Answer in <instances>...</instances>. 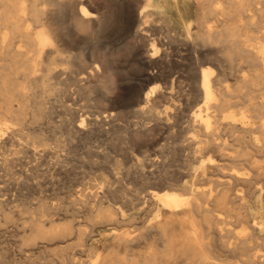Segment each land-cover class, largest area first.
<instances>
[{
  "label": "rangeland",
  "instance_id": "374dc122",
  "mask_svg": "<svg viewBox=\"0 0 264 264\" xmlns=\"http://www.w3.org/2000/svg\"><path fill=\"white\" fill-rule=\"evenodd\" d=\"M90 1L88 0L92 10L96 11L97 17L93 22H89V26V23H85L87 25L80 26V29L73 27L69 15L78 12L77 8L68 11L62 7L56 8L64 16H59L58 10L54 13L53 20L61 25V34H67L66 38L62 36L63 40H66L62 48L64 62L58 61L53 66L62 72L52 74V77L50 76V79L48 78L44 83L32 79L30 80L32 83L18 79L16 82L24 83L23 85L28 88L27 91L25 88L22 94L16 93L17 96L14 94L12 101L4 102L0 97V122L9 131L8 135L0 137V264H69L70 259L82 260L80 261L82 264L88 261L89 264L93 260L100 262L115 255L121 259L126 257L138 260L150 251L161 249V239L153 232V234H145L146 237L140 238L141 240L138 239V243L136 240L135 243L131 242L127 249L117 246V241L114 242V240L121 236L136 239L139 234L138 228L139 231L143 230L144 226L155 219V207L148 198L150 190H170L184 194L181 189L183 184L193 183L202 191L211 189L213 186L211 181L208 182L211 172L201 173L200 160H192L187 150H184L187 143L184 137L197 134L198 129H195L190 122V116L196 110V106L201 104L197 92L191 88L195 86L189 78L193 66L191 63H197L199 60H207L210 63L208 66L212 67L217 78L219 75L221 84L230 90V102L225 110L226 114H232L238 118L243 113L248 117L251 126V128L248 127L249 130L253 128L251 133L248 128L245 130L234 128V131L223 128L222 130L226 132L221 130V134L225 140L228 138L226 143L233 145L232 148L237 151L246 141L247 143L252 141L258 145L264 142V131L261 128V125H264V108L261 106L264 100L263 70L259 68L258 62L252 63L255 60L246 53L244 48L230 47L224 38L211 45L204 44L197 38L195 33L200 31L197 19L201 0H197L200 3L196 0H172L173 2L155 0L157 2L152 3L148 10V13L151 11L152 13L148 18V21L151 20L145 27L147 30L145 33L144 30L133 31L137 29L138 23L132 28L126 27L125 20L131 0ZM140 4L139 8L145 5V3ZM254 6V8H260L259 11L257 10L258 13H255L256 15L251 19L243 18V22L247 25L251 24L248 25L250 31H247L246 25L241 33L245 40H249L247 44L255 42L251 45L256 44V47L264 48V37H262L264 5ZM223 16H219L221 23L218 26L226 22L227 18ZM37 26H34L35 30H40L42 27L40 24ZM62 27L65 29L63 30ZM251 38L254 39L252 42ZM153 42L159 49L155 57L157 63L147 64L146 56L150 54V46ZM141 48L143 51L138 56L137 51ZM67 51H72L71 54L68 52L69 57ZM65 56L68 57L67 60ZM67 61L68 64H66ZM65 72L66 74H63ZM149 74L158 77L156 81L149 84V87L157 88L158 95L156 99L154 97L151 99L145 112H140L136 109L138 104L134 101L135 95L124 91L123 88L127 87L124 80L135 75L150 76ZM187 79L191 83H188ZM238 79L243 82L240 85L243 84L246 87H241ZM247 92L250 93L245 97ZM160 94L165 100L160 97ZM196 99L197 101L193 102ZM21 102L22 105H20ZM236 102L242 103L239 105ZM3 126L2 128L5 129ZM176 136L182 143L179 140H173L178 139ZM237 139L240 141L238 145L237 141H234ZM258 161L264 166V155H259ZM257 180L264 187V174ZM263 197L257 202L251 199L245 202L251 206L250 209H253L252 212L257 215V218L264 216ZM99 203L102 207H110L113 211L122 210V214L116 211L119 222L110 221V224L108 220L100 217L94 219ZM95 220L100 221L96 224ZM225 220L233 221L234 219ZM232 224L233 228L228 226V229L233 231L234 236H238L243 227L235 222ZM126 232L132 234L125 235ZM258 237L259 240H264V226L258 230ZM218 248L219 246L215 247V251L219 250Z\"/></svg>",
  "mask_w": 264,
  "mask_h": 264
},
{
  "label": "bare ground",
  "instance_id": "6f19581e",
  "mask_svg": "<svg viewBox=\"0 0 264 264\" xmlns=\"http://www.w3.org/2000/svg\"><path fill=\"white\" fill-rule=\"evenodd\" d=\"M92 1L93 0H91L90 2H92ZM95 1H103V0H95ZM130 2H129V6H128L129 9L127 11L126 20H125L126 21L125 23L127 25L126 27L132 28L134 24L138 23L137 29L133 30V31L138 32L140 30H144V33H145L147 31V30H145V27H147V23L151 20L150 19L148 21V18H150V14L152 13V11H151V13H148L149 12L148 10H150L149 7H151L152 3H156L157 1H155V0H131ZM197 2H199V1H197ZM140 3H145V5L142 6L141 8H139V5H141ZM258 4L264 5V0H217V1L216 0H201V3L199 4L201 6V9L199 12V17L197 19V23H198V27H199L200 31L198 33H195V34H197V38L202 43L208 44V45H211V43H214V42L224 38V40L227 42V44L230 47H235L237 49L238 48H242V49L244 48L246 53H248L249 56L253 60H255L252 63L254 64V62H258L259 68L261 67L263 70V73H264V48H261L260 46L256 47L255 46L256 44L251 45L255 42L251 43L250 45L247 44V42L249 40H245L243 38L242 33H241L243 27H246V25H247V23L243 22L244 21L243 18L244 17H246L247 19L253 18L254 15H256L258 13V11H259L258 9H260L257 7L254 8L255 7L254 5H258ZM174 6H175V4H174ZM58 7H62L63 9H65L67 11L70 9H73V8L74 9L77 8L78 12L73 13L74 10H72L73 12L71 11V13H73V14L70 13L71 16L68 14L69 17H71V20H72L71 23L73 24V27L75 26V28L78 27L80 29V26H82V25L86 26L87 24H85V23H89L91 21L93 22V20L96 19V17H97L96 11L92 10V6L88 2V0H0V61L3 62V63L0 62V63H2L0 65V84H1L0 85V97L4 100V102H5V100L12 101L13 100L12 98H13L14 94H16V93H18V94L23 93L24 89L26 88V85H23L24 83L22 84L20 82H16L18 79H22L23 81H30L32 79V80H37V81H41L42 83H44V81H47L50 76L52 77V74L57 73V72H62V71H60V69L56 70L55 69L56 67L55 68L53 67L56 64V62H58V61L62 62L64 60V56H63L64 53L62 54V51H63L62 48H63L64 44H66L65 43L66 40L64 41L63 40L64 38L62 36H65V38L67 37V34H65V35L61 34V27H60L61 25L53 20L54 19V13L59 9ZM56 8H58V9H56ZM63 9H61V10H63ZM67 11H65V12H67ZM58 12H59V10H58ZM58 12H57V14H58ZM61 12H63V11H61ZM61 15L64 16V14L60 13L59 16H61ZM222 15L226 16V18H227L226 22L225 23L222 22L223 24L218 26V24L221 23L219 16H222ZM263 15H264V13H263ZM55 16L57 17V15H55ZM261 16H262V14H261ZM57 18L60 19V17H57ZM261 19H263V18H261ZM62 23L63 22H61V24ZM38 24H40L42 27L40 30H35V27ZM258 24H260V22ZM89 25H90V23L88 24V26ZM69 26H68V28H69ZM92 26H94V25H92ZM149 26H151V24ZM249 26H248L247 31H250ZM86 28H89V27H86ZM161 28H162V26H161ZM62 29L64 30L65 27L64 28L62 27ZM151 29H152V27H151ZM254 30L255 29H253V31ZM245 31H246V29H245ZM163 32H164V30H163ZM167 35H168V32H167ZM262 35H263L262 37H264V34H262ZM249 37H251V36H249ZM68 38H67V40H69ZM253 38L250 39L251 42H252ZM145 39H147V37ZM169 39H170V37H169ZM247 39H248V37H247ZM257 39H258V37H257ZM154 42L150 46V54H148V56H146L147 64L157 63V60L155 61V57H156V54L158 53L159 49L155 46ZM174 42H176V41H174ZM174 42H172V43H174ZM217 45L218 44H216V46ZM66 48H67V46H66ZM134 51H136V50H134ZM142 51H143L142 48L137 51L138 56L142 53ZM237 51H239V50H237ZM68 52L69 51H67V53ZM71 52H69V53L71 54ZM242 52L244 54V50ZM202 53H203V51H202ZM70 54L68 55V57L70 56ZM77 55H79V54L77 53ZM144 55H146V54H144ZM231 56H232V54H231ZM68 57L65 56L66 60ZM72 57H75V56H72ZM78 57H80V56H78ZM191 58H193V57H191ZM70 59L68 61H70ZM75 59H77V57ZM199 59H200V57H199ZM68 61H67V63L66 62L65 63L68 64ZM141 61H142V59H141ZM180 62H182V61H180ZM227 62L229 63V61H227ZM167 63H168V61H167ZM191 64L193 65L192 66V73H191V76L190 77L188 76V77L190 79H192L193 86L195 85L194 87H191V88H194V90L197 92L196 93L194 90H192L193 93L195 92L197 94V97L201 99V104L198 105L196 103L195 104L193 103V102H196L197 99L194 101L192 100L193 101L192 103L194 105H198V106H196L197 108L194 106L196 108V110L194 112H192V115L190 116V122L192 123L193 126H195L194 127L195 129H198V131H197V134L195 133L193 135L188 136L187 137L188 139L184 137L185 142L187 141V143L184 147V150L185 151L187 150V153L190 155L192 160H200L199 169H200L201 173L204 174L207 171L211 172L209 179H208V182L211 181L213 183L212 188L207 189L206 191H202V190H200V188L198 186H195L192 183L193 185L192 184L191 185L190 184L189 185L183 184V186L181 188L183 191L182 190L181 191L184 194H178V193H176L174 191H170V190H168V191H166V190L160 191V190H154V189L150 190L151 192L148 194V196H149L148 198H149V201L151 200L152 203L154 204L155 208L154 207L153 208H154V211L156 213L155 219L153 221L149 222L146 226H144L143 230L140 229V231H139V228H138L139 234L137 235L136 239L135 238L127 239L124 236H121V237H117L116 238L117 240H114V242L117 241V246L118 245L121 246L122 249L123 248L127 249V247H130L131 242L135 243V240L137 241L138 239H140L142 237H146V236H144L145 234H148V233L151 234L153 232V233L158 235L159 239H161V241H160L161 242V249L157 250V251H152V252L150 251L146 254V256L142 255L143 257L141 259L139 258L140 260L138 258H137L138 260H135V259H128L126 257H124L125 259L124 258L121 259V258L116 257V255H115V256H112L110 258L103 259L100 262H98V260L97 261L93 260V262H91L89 264H264V240H261V239L259 240V237H258V230H260L264 226V216L257 218V215L254 212H252L253 209L252 210L250 209L251 206H248L247 204H245L247 199L248 200L251 199L253 202H257L260 198L262 199V196H264V187L258 182V180H260V179L257 180V178H260V176L264 174V172H262L264 169V166L261 165L258 161V156L264 155V142L262 144L258 145V144L252 143V141H251L252 139H251L250 140L251 143L250 142L247 143V141H246L247 144L245 143L244 146H242L240 150L237 149V151L234 150L235 148H232L233 145H229L228 143H226V140L228 138L226 140L224 139V137L222 136L223 134H221L222 133L221 130L223 128L225 130H233V131H234V128H240L239 130H241V129L245 130L246 128H248L250 126V123L248 122V117L246 115H244L243 113H241L238 118H236V116H234L232 114H226L225 110L228 108L229 102H230V100H229L230 90L228 87L221 84L222 80L221 79L219 80V75L217 78V75L214 74L215 73L214 70L211 69L212 67L210 68L208 66V64H210V63L207 60H199V62H197V63L195 62V63H191ZM108 65H110V64H108ZM152 66H154V65H152ZM254 67H255V65H254ZM63 71H64V69H63ZM141 72H140V74H142ZM164 72H165V70H164ZM63 74H66V72ZM253 74H255V73H253ZM55 75H57V74H55ZM58 75H60V73ZM56 77H58V76H56ZM72 78H74V77H72ZM157 78L155 76H151V75L150 76L135 75V76H133L131 78H127V79H125V77H124V79H125L124 82H125V85H127V87L126 88L124 87L123 89H124V91H126V92L129 91L135 95L134 101L136 104H138V108H136L138 111L145 112L149 107L148 104L151 101V99L153 97L155 98L156 95H158L157 94L158 90L156 87H154V86L149 87V84L156 81ZM252 78H254V77H252ZM224 79H225V77H224ZM239 80L240 79H238V81ZM187 81H188V79H187ZM241 82L242 81L240 80L239 85L241 84ZM188 83H191V82L188 81ZM63 84H65V83H63ZM192 84H190V86H192ZM235 84L238 85L237 83H235ZM27 86H29V85H27ZM227 86H228V84H227ZM242 86H243V84H242ZM260 86H262V85H260ZM243 87H246V86L244 85ZM236 88H239V87L236 86ZM236 88H235V90H236ZM27 89L28 88H26V91H27ZM78 89H79V87H78ZM255 89H257V88H255ZM262 90H264V89H262ZM237 91H238V89H237ZM260 91H258V92H260ZM249 93L248 92L245 93V97L247 94L249 95ZM237 94L239 95V93H237ZM102 95H103V93H102ZM16 96H17V94H16ZM160 97L163 98L162 94H160ZM249 98H250V96H249ZM22 99H24V98H22ZM111 99H110V102H112ZM163 99L165 100V98H163ZM250 99H252V98H250ZM187 100H189V99H187ZM14 101L17 102L16 100H14ZM245 101H247V100L245 99ZM236 103H238V102H236ZM20 105H22V102ZM129 105H130V103H129ZM239 105H237V106H239ZM122 106H125V105H122ZM261 106L264 108V100L261 103ZM19 107L20 106H18V108ZM108 107H106V108H108ZM8 108H10V107H8ZM244 108H245V106H244ZM188 109H190V108H188ZM12 111H13V109H12ZM110 112H111V110H110ZM250 117H251V115H250ZM101 120H104V119H101ZM14 122H13V125H14ZM188 122H189V120H188ZM177 124H178V122H177ZM2 126H3V124L0 122V137L1 138L8 135L7 133L9 132L7 130V128H5V126H3L5 129H3ZM81 126H83V124ZM258 127H260V126H258ZM250 128H251V126H250ZM255 128H256V126H255ZM261 128H263V131H264V125H261ZM192 130H194V129H192ZM225 130H222V131L226 132ZM248 130H249V128H248ZM251 130H249L250 133H251ZM161 131H162V129H161ZM161 131H160V134H161ZM166 132H168V130ZM183 132H184V130H183ZM246 132H247V130H246ZM232 134H234V132ZM232 134H231V136H232ZM241 134H243V133H241ZM82 136H83V134H82ZM82 136H80V137H82ZM74 137H76V136H74ZM161 138H163V137H161ZM242 139H240V140H242ZM173 140H179L180 141V138L173 139ZM234 141H237L236 144L240 142L239 139L234 140ZM257 142H255V143H257ZM11 146H12V144H11ZM178 150H181V149H178ZM51 151H53V150H51ZM60 151H61V149H60ZM29 154H31V153H29ZM184 158H185V156H184ZM189 160H191V159H189ZM184 167H186V166H184ZM207 176H208V174H207ZM115 180H117V179H115ZM171 181H173V180H171ZM176 181H179V180H176ZM103 185H104V183H103ZM99 188H98V190H100ZM171 189H172V187H171ZM71 202H72V200H71ZM80 204H82V202ZM121 205L124 206L123 204H121ZM128 205H129V203L127 204V206ZM115 206H116V204H115ZM262 209H263V207H262ZM48 210H49V208H48ZM93 210H95L94 207H93ZM37 211H39V210H37ZM116 211L118 213L120 212L121 214L123 213V211L120 209H118ZM116 211H113L110 207L104 208V206L102 207L101 203H99L96 207L95 214L93 213L94 219H95V217L96 218L100 217V218H103L105 220H108L109 221L108 223H110V221H113V222L115 221V223L119 222V221H117L118 220L117 218L119 216H118V213ZM126 211H127V209H126ZM127 212L129 213V211H127ZM93 214H92V216H93ZM260 216H262V215H260ZM228 218H231L234 220L233 221H226L225 219H228ZM7 221H9V220H7ZM96 221L97 220H95V222ZM98 221H100V220H98ZM98 221L96 224H98ZM128 222H130V221H128ZM233 222H235L237 224H241L240 226L243 227V228H241V230L239 229L240 232H239L238 236H236V235L234 236L233 231L228 229V226L233 225L232 224ZM34 223H35V221H34ZM242 224H244V226ZM66 227H68V226H66ZM109 227H110V225H109ZM41 228H43V227H41ZM123 233H125V232H123ZM128 233L130 234V232H128ZM128 233L126 232L125 235H128ZM237 233H238V231H237ZM134 235H136V234H134ZM134 235H132V236H134ZM114 236L116 237V235H114ZM52 237H54V236H52ZM59 239H61V238H59ZM112 240H113V238H112ZM51 241H53V240L51 239ZM157 242L159 243V241H157ZM137 243H138V241H137ZM214 244H216L215 247L219 246L218 249L220 250V252H219V250H217L218 252L215 251ZM136 246H137V244H136ZM116 254H117V252H116ZM80 261L82 262V260H80ZM80 261L77 259L76 260L70 259V261H68V263L69 264H82ZM87 262H84V264H86ZM95 262H98V263H95Z\"/></svg>",
  "mask_w": 264,
  "mask_h": 264
}]
</instances>
